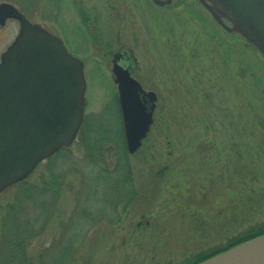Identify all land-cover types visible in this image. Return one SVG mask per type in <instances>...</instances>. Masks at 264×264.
I'll list each match as a JSON object with an SVG mask.
<instances>
[{"label":"rangeland","instance_id":"obj_1","mask_svg":"<svg viewBox=\"0 0 264 264\" xmlns=\"http://www.w3.org/2000/svg\"><path fill=\"white\" fill-rule=\"evenodd\" d=\"M135 1H120L128 12L122 20L124 12L111 19L107 0H0L57 32L85 65L76 140L26 179L60 187L57 215L44 222L45 202L28 201L23 212L39 233L26 247L32 264L42 262L40 252L48 263L67 246L73 256L57 264H189L264 224V59L227 38L196 0L167 11L149 0H138L139 10ZM89 14L93 20L82 25ZM95 27L115 48L134 49L135 78L157 95L150 133L126 158L116 152L121 122L111 64L102 58L108 45L94 41ZM111 27L121 30L120 44L113 30L104 35ZM18 28L15 20L0 26V56ZM116 179L123 180L114 189ZM15 193L2 192L0 205ZM2 243L0 231L5 258Z\"/></svg>","mask_w":264,"mask_h":264},{"label":"water","instance_id":"obj_2","mask_svg":"<svg viewBox=\"0 0 264 264\" xmlns=\"http://www.w3.org/2000/svg\"><path fill=\"white\" fill-rule=\"evenodd\" d=\"M151 1L166 9L181 3ZM196 1L226 37L245 42L264 59V0ZM7 19L17 20L19 31L0 56V193L75 141L86 106L83 63L60 38L0 3V26ZM112 74L126 150L134 154L153 123L156 94L144 91L116 61ZM198 264H264V234Z\"/></svg>","mask_w":264,"mask_h":264},{"label":"trees","instance_id":"obj_3","mask_svg":"<svg viewBox=\"0 0 264 264\" xmlns=\"http://www.w3.org/2000/svg\"><path fill=\"white\" fill-rule=\"evenodd\" d=\"M67 149L68 148H63L59 152ZM116 152L120 158H126L125 156L127 155V152L121 128L119 138L116 140ZM125 177L126 176H123L124 180L126 179ZM123 179L115 180V183H113L114 186L112 185L114 189L118 188L120 181ZM48 182L49 183L42 181L39 185H36L35 183L25 180L21 183L15 184L12 188L16 190V193L11 198V202L6 203V205H0V231L1 238L3 239L2 244L7 245V248H9L8 250H10L8 257L4 258V256L1 257L0 255V264H32L31 262H34V257L33 261H29L26 255V247L28 242L39 234L35 232L37 223H34L32 219L23 216V212H25L26 205L33 201V204H31L35 207L38 205L41 206L42 203L45 202L42 206L46 212V219L44 222L47 221L48 217H52L59 213L60 210L57 201L55 200L57 194L60 193L59 183L57 181ZM41 226L42 227L38 229L39 231L44 228L43 224ZM255 227L256 228H251L242 235H239V237L230 241V243L222 250L214 251L210 255L198 257L195 261L189 264H197L239 243L264 234V224ZM72 250L73 248L69 246H67L66 249L63 247L59 252L60 256H56L54 260L47 261L48 263H44L42 260L45 254L48 255V253L42 251L37 255L35 260L38 262L42 261L40 264H57L58 258H61V260L65 258V261H67L72 257ZM15 258L17 259L16 261H14Z\"/></svg>","mask_w":264,"mask_h":264},{"label":"flooded vegetation","instance_id":"obj_4","mask_svg":"<svg viewBox=\"0 0 264 264\" xmlns=\"http://www.w3.org/2000/svg\"><path fill=\"white\" fill-rule=\"evenodd\" d=\"M114 1H116V3L115 2H112L111 0H107V3H106V5H107V12L110 14V16H111V19L112 18H118V17H120V15H121V13H123V15H122V17H123V19L122 20H124V19H126L127 18V10L126 9H124V7H122V6H120V1H130V0H114ZM134 4L135 5H137V8L140 10V4H139V1L138 0H136L135 2H134ZM155 10H162L163 8H161V7H158V6H156V5H154L152 2H151V0H150V3H149ZM106 11V10H105ZM136 11H138V10H136ZM164 11V10H163ZM139 12V11H138ZM166 13V12H165ZM99 13L98 12H94L93 13V17L95 18L94 20L92 19V16L89 14V16L87 15V16H85L84 17V20H82V25L84 24V25H86V23L87 22H89V21H86V17L88 18H90V21H92L93 20V22H95L96 21V17H97V15H98ZM113 16V17H112ZM88 18V19H89ZM107 19L110 21V17H108V14H107ZM106 19V20H107ZM121 20V21H122ZM86 22V23H83V22ZM154 23H158L159 24V21H153ZM94 24V23H93ZM97 26V25H96ZM160 28L163 30V32L165 31V26H162V24H160ZM114 29H116V27L114 28ZM112 27H111V29H107L106 31H104L105 32V34L104 35H106L107 36V34H110L111 32H112V30H113V32L112 33H116L115 35H116V43L117 44H120V38H121V30H118V28L116 29V31L114 30ZM93 31L91 32V36H93L92 38H94V41H96V39H95V37L97 36V40H100L101 42L102 41H104V40H102L103 38H101V36L100 35H103V34H100V30L101 29H99L98 27H95V28H93L92 29ZM143 30H144V27H143ZM167 32V31H166ZM51 33H53V34H55L56 36H58L55 32H51ZM161 33V32H160ZM87 36H89V34L88 35H86L84 38H83V42H85L84 40L87 38ZM59 37V36H58ZM109 37V36H108ZM107 39V38H106ZM81 40H82V31H81ZM87 41H89V40H87ZM92 41V40H91ZM101 44H104L105 46L106 45H108V46H106V50L105 51H103V53H102V58H105L106 60H108L109 61V63L111 64V74H112V66H113V63H114V61H116L122 68H124V69H127L128 71H129V73H130V75L133 77V78H135V74H136V72L141 68L140 67V65H139V63H138V59H137V57L135 56V54H134V49L133 48H129V49H124L123 47H119V46H117L116 48L114 47V45H113V42H111L109 39H107V41H104L103 43H101ZM116 46V45H115ZM83 49V48H82ZM80 60H82L80 57H78ZM84 68H85V65H84ZM136 79V78H135ZM137 80V79H136Z\"/></svg>","mask_w":264,"mask_h":264}]
</instances>
